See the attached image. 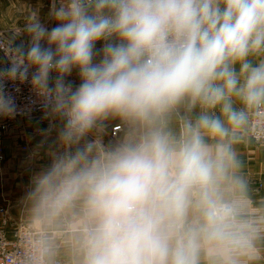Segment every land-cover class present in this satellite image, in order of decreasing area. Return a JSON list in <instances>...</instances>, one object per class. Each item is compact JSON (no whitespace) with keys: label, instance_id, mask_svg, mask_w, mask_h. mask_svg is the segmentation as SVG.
Listing matches in <instances>:
<instances>
[{"label":"clouds","instance_id":"9594fccd","mask_svg":"<svg viewBox=\"0 0 264 264\" xmlns=\"http://www.w3.org/2000/svg\"><path fill=\"white\" fill-rule=\"evenodd\" d=\"M42 7L0 32V119L47 122L30 264L62 245L68 264L264 261L240 151L264 147V0H50L52 27Z\"/></svg>","mask_w":264,"mask_h":264},{"label":"crops","instance_id":"0c3cea01","mask_svg":"<svg viewBox=\"0 0 264 264\" xmlns=\"http://www.w3.org/2000/svg\"><path fill=\"white\" fill-rule=\"evenodd\" d=\"M43 7L40 9L41 19L49 26H54L53 22L47 20V12L50 0H42ZM23 20L20 19L18 24H23L24 17L28 11H26L27 0L23 1ZM36 6L35 8L39 7ZM75 83L78 82V78L75 73L70 78ZM116 124H113L115 126ZM19 126V128H18ZM15 126L8 133L2 135L4 144V160L0 161V222L3 219L2 210L7 211L9 217V223L7 226V232L10 238H13L14 232L18 227V224H27V206L23 199V194L26 190V186L29 183V177L31 173L42 163H46V160L32 161L27 158V154L21 151L20 143V125ZM46 127L47 122L44 124L30 125V131L36 129V127ZM111 127V128H112ZM32 134L31 148L39 140V137L35 133ZM242 153V160L244 162V174L250 180V196L254 202V205L259 207L264 204V147L253 145L245 148L240 147ZM68 251L62 245L58 256V261L68 263ZM264 263V261H262Z\"/></svg>","mask_w":264,"mask_h":264},{"label":"built area","instance_id":"2783aa9c","mask_svg":"<svg viewBox=\"0 0 264 264\" xmlns=\"http://www.w3.org/2000/svg\"><path fill=\"white\" fill-rule=\"evenodd\" d=\"M79 83V80L78 82ZM17 104L21 108L30 106V101L34 98L30 92V86L25 84L21 85L20 93H16ZM41 111L38 107L33 108L31 116L17 115L15 119H0V161L4 160V144L2 135L8 133L15 126H20V147L21 151L27 154L30 159V148L32 141V134L35 129L30 131V125L44 124L46 121L41 122ZM19 128V126H18ZM118 132V126L115 125L111 128V133L114 136ZM27 187V186H26ZM25 187V188H26ZM3 219L0 222V264H30V257L32 249L30 246L29 227L24 223L18 224L13 238H10L7 232L8 215L6 210H2ZM58 264H68L67 262L58 261ZM260 264H264L262 261Z\"/></svg>","mask_w":264,"mask_h":264},{"label":"rangeland","instance_id":"374dc122","mask_svg":"<svg viewBox=\"0 0 264 264\" xmlns=\"http://www.w3.org/2000/svg\"><path fill=\"white\" fill-rule=\"evenodd\" d=\"M24 0H0V32L17 25L19 20H23ZM43 4L42 0H27L26 11Z\"/></svg>","mask_w":264,"mask_h":264}]
</instances>
